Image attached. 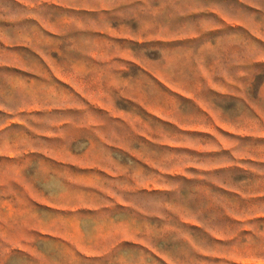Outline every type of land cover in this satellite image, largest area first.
<instances>
[{
    "label": "rangeland",
    "instance_id": "rangeland-1",
    "mask_svg": "<svg viewBox=\"0 0 264 264\" xmlns=\"http://www.w3.org/2000/svg\"><path fill=\"white\" fill-rule=\"evenodd\" d=\"M0 264H264V0H0Z\"/></svg>",
    "mask_w": 264,
    "mask_h": 264
}]
</instances>
